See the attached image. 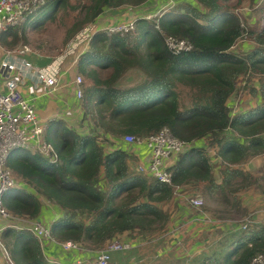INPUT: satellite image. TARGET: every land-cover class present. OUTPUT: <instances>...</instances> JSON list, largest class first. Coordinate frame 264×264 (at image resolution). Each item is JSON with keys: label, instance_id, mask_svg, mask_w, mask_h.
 Here are the masks:
<instances>
[{"label": "trees", "instance_id": "16d2710c", "mask_svg": "<svg viewBox=\"0 0 264 264\" xmlns=\"http://www.w3.org/2000/svg\"><path fill=\"white\" fill-rule=\"evenodd\" d=\"M146 1L89 0L83 5V16L68 29L67 36L72 37L93 22L106 8ZM255 3L256 0L184 1L177 8L162 11L157 20L139 17L134 35L108 29L94 32L90 48L81 55L79 70L95 81L85 90V111L103 130L100 139H106L107 133L121 139L126 133L146 135L169 126L178 137L196 143L170 165L171 183L133 170V152L124 142L107 150L95 131L80 133L57 120L49 127L47 138L55 144L62 161L14 149L8 165L32 189L12 190L5 196V206L14 214L39 217L43 195L65 211L51 223L53 235L87 242V246L102 245L126 231L161 236L177 214V185H204L205 191L223 204L221 213L245 214L248 208L239 193L261 187V181L254 172L232 165L264 151V6L255 26H249L241 12L245 4ZM68 4L69 0H48L46 7L54 15L59 7ZM30 20L32 17L20 28L2 32L1 42L15 44L21 33L26 34L28 27L36 25ZM163 32L190 40L193 48L172 52ZM247 37L255 44L239 52L232 50ZM132 68L142 69L147 78L130 87H117L119 79ZM105 69L109 70L106 75L101 71ZM245 75L258 79L250 92L258 93L262 103L233 115L229 99L237 93L239 78ZM181 86L190 89V103H181ZM53 130L54 134H50ZM197 141H201L200 145ZM210 148L216 149L219 163H214L218 158ZM174 200L178 202L171 208ZM225 216L227 213L219 215ZM155 232L158 233L152 234ZM220 232L204 231L201 250L192 257L170 258L171 252L162 253L167 259L159 264H249L257 253L264 252V223L219 235ZM1 236L14 264H58L47 258L39 238L26 228L7 226ZM159 238L153 242L165 247ZM127 251L117 254L125 256ZM154 252L159 255V249ZM137 254H129L132 261L128 264L143 258L140 252Z\"/></svg>", "mask_w": 264, "mask_h": 264}, {"label": "built area", "instance_id": "2783aa9c", "mask_svg": "<svg viewBox=\"0 0 264 264\" xmlns=\"http://www.w3.org/2000/svg\"><path fill=\"white\" fill-rule=\"evenodd\" d=\"M47 3L48 0H0V34L11 27L23 25L32 15L45 8ZM162 10L165 9H159L155 13H146L144 17L157 20V17L162 15ZM137 19L121 21L106 29L121 34L134 32ZM94 29L93 24L85 26L76 34L63 53L56 55L51 62L45 65H35L27 57L28 53L33 51L29 44L7 47L0 41V244L6 252L7 249L1 235L2 230L7 226L30 230L39 238L42 246L46 241H52L67 251H84L89 248L78 240L59 239L53 235L51 227L41 218L14 214L5 206L4 199L14 189H32L29 183L17 176L8 165V158L14 149L23 148L32 153H40L53 162L62 161L55 144L46 138V121L39 116L33 100L27 97L21 89L22 79L31 77L37 82L36 85L46 87L47 94L54 95L61 85L63 63L70 55L78 53L79 48L82 49L85 42L91 40L95 32ZM163 35L168 48L176 54L193 48V43L190 40L165 32ZM70 83L73 85L77 97L83 100L85 96L84 75L77 73ZM94 131L99 139L103 138V130L97 128ZM121 140L129 150L133 145H146L149 149L148 160L138 163L137 169L169 183L172 182V172L169 169L172 160L196 145L194 141L175 135L169 126H163L159 131L146 135L126 133L122 135ZM209 151L217 154L215 148H210ZM179 186H176L175 191ZM187 197L193 206L203 208L205 204L203 196L194 194ZM254 223L259 222L251 213L239 225L242 228H248ZM159 237L157 235L150 239L140 237L139 243L145 244ZM136 241L128 235L118 234L106 241L104 245L102 244V248H92L95 250L92 257H79L71 264H119L117 260L113 259V253L133 249L137 245ZM54 262L69 264L60 261ZM12 263L14 264L13 261ZM249 264H264V252L257 253Z\"/></svg>", "mask_w": 264, "mask_h": 264}, {"label": "crops", "instance_id": "0c3cea01", "mask_svg": "<svg viewBox=\"0 0 264 264\" xmlns=\"http://www.w3.org/2000/svg\"><path fill=\"white\" fill-rule=\"evenodd\" d=\"M184 1H188V0H148L140 5L124 4L119 7H110V8H106L104 12L101 13L93 22H90L88 24H93L95 27L93 31L96 32L98 30L106 29L110 25L121 21L144 17L146 13H155L159 9H165L162 11H166V9L177 8L179 7V5H182ZM46 8L44 9L43 12L39 10L35 15H32V19L34 20L31 21H35L36 25L40 21H43L46 14L45 12L46 11L49 12V7L47 6ZM51 15L52 14L49 12L47 14L48 16L47 18H50ZM249 41H251L252 44L255 42L253 40H248L247 41L248 44H251ZM247 42L243 44H247ZM90 46H91V40L89 42H85V44L82 45V49L79 48L78 53H75V55H70L67 58V60H65V62L63 63V67H62L63 72L60 79L61 85L54 95L47 94L45 92L46 87L36 85L37 82L33 78L27 77L22 79L21 89L23 93L27 97L33 100L39 116L47 123V130L45 134L46 138L48 136L47 134H49V127H51V124L57 120L65 121L69 127L74 128L80 133H90L89 131L90 130L92 131L94 129L93 125L90 126L91 128L87 126V121L84 119L85 116L84 102L83 100H80L77 97L76 92L74 91V87L70 83L71 79L77 73H81L78 64L81 55L86 50H88ZM251 46L252 45L244 46L245 47L244 49L250 48ZM55 56L56 55L50 54L48 52L41 50L39 51L35 49H33V51L29 52L27 55V57L35 65H45L51 62ZM132 69L127 70L125 74L119 79V81L116 84L117 87H130L132 85L140 83L145 78H147V75L143 73V71L141 70L138 71V69L136 68H135L136 71H134V68ZM101 71L102 74L106 75L109 70L105 69ZM254 80L255 79L251 77V82L253 81L254 83ZM94 84L95 81H93L90 78H87L85 75V90L87 86H93ZM254 85L255 83L252 84V86ZM238 96L239 94L236 93L229 99V105L232 107L233 115L243 109L254 107L262 103L261 96L258 93L253 94L249 92L242 97H238ZM50 134H54V130ZM115 136L116 135L107 133L106 139L105 138L100 139L101 142H104L103 144L107 150L117 148L120 146L122 140ZM110 141L111 142L113 141V143H111ZM200 143L201 141H197L198 145H200ZM130 151L133 152L132 155L134 156V158H132V160L130 161L131 164L133 163V161H137L138 163H144L148 160L149 149L147 148L146 145H133ZM215 156H217L218 159L214 158V163L217 164L220 162L221 158L218 156V154H215ZM174 161L175 159L172 160L171 164ZM232 166H241L244 167L245 169L254 172L255 174H257V172L260 173V171H258L259 168L264 166V151L259 155H255L248 158L243 163L233 164ZM215 169H216L215 175L219 178L221 176L219 168L216 166ZM182 187L184 191L188 190L186 189L188 187L183 185L179 186L178 190L181 191ZM202 188L205 191L204 185H202ZM246 192L248 193L247 195L239 193L244 198V205L248 208V211H250V213L251 212L255 213L254 216L258 219L259 223H264V196H262L261 194L264 191H262V189L259 187ZM187 196L188 195L185 194H181L178 197L175 195L174 198L180 199L179 201L180 206L178 204V208H174L178 211L177 212L178 214H175V216H173L166 231L160 234L161 236L159 239H163L165 246L160 251L163 254H167L171 252L170 256H168L170 258H172L173 256L178 259L179 258L184 259L186 257L189 258L192 257L194 253L199 252L203 244L201 235L203 234L204 231L212 232L219 229L221 231L219 235H221L224 233L225 234L229 233L237 228H240L239 225L240 223H236L237 219L226 216L219 217V215H213L210 210L206 209L205 205L203 206L204 209L197 208L190 203ZM214 198H216V196H214ZM40 199L42 200L43 203V210L40 216L37 218H41L48 225L51 224L56 218L64 214L65 212L64 208H62L59 204L47 199L44 196H40ZM177 202H178L177 200H174L172 204L175 205ZM219 203L221 206L218 209H220L219 212H221V208L223 207V204L221 202ZM189 231H190V235L192 231L196 233L193 237H190L188 233ZM132 233L133 232L126 231L124 233H121V235L124 234L132 237L133 236ZM136 240H137L136 241L137 245H140L139 239ZM145 244L140 246H143L142 248H147L153 246L155 243L153 241L148 242L147 247L144 246ZM137 245L134 247V249L137 247ZM43 247L47 258L52 262L60 261L62 263L71 264L75 261V259L79 257L90 258L95 254V250L92 248L91 249L87 248L84 251H73V250L67 251L64 250L62 246H60L59 244H56L52 241H46ZM179 249H182L181 250L182 252H180ZM152 254L153 253L150 252V255ZM115 256L116 257L114 259L117 260L118 263L120 264V262H122L120 259V255L116 254ZM135 256H138V254H135L134 257ZM163 259H167V258H163ZM126 260L128 261L126 263L122 262V264H128L131 261L130 258ZM0 264H13L12 261L9 259V254H7V252L2 247L1 244H0Z\"/></svg>", "mask_w": 264, "mask_h": 264}, {"label": "rangeland", "instance_id": "374dc122", "mask_svg": "<svg viewBox=\"0 0 264 264\" xmlns=\"http://www.w3.org/2000/svg\"><path fill=\"white\" fill-rule=\"evenodd\" d=\"M89 0H69V4L65 5V6H61L59 7L54 15L52 14L50 18H47V14L49 13L48 11H46L45 13V17L43 19V21H40L36 26H30L28 27V29L26 30V34L25 33H21L20 39L15 43V44H4L7 47H16L20 44H24L27 43L29 44L33 49L35 50H41V51H45L48 52L50 54L53 55H59L61 53H63L66 48L68 47L69 43H71L72 39L76 36V34H78L80 32V30L76 31L75 34L72 37L67 36V31L70 27L73 26L74 22L78 19L81 18V16H83V5L85 3H88ZM75 5H78L77 7H75ZM264 6V0H256L255 4H245L242 9L241 12L243 14V17H245L247 19V21H249V26H255L256 24V20L259 18L260 20V15L262 13V7ZM46 8V7H45ZM41 9V11L43 12L44 9ZM47 9V8H46ZM237 11H240V9H236ZM51 12V10H50ZM34 20V19H32ZM31 21V20H30ZM22 26V25H21ZM21 26H17L16 28H20ZM84 28V27H83ZM82 28V29H83ZM136 34V31L133 32L132 35ZM248 38V39H247ZM245 39H241L238 41V44H236L235 46L232 47V50L238 51L241 49H244V46L247 45H252V42L249 41L251 44H248V40H253L249 37H247ZM10 39V38H9ZM243 40H247V41H243ZM247 44H243L246 43ZM255 44V43H253ZM138 69V71H143L140 68H136ZM136 69L134 68V71H136ZM133 70V69H132ZM81 74H83L81 72ZM85 77V74H83ZM258 84L259 81L258 79L254 80L251 82V77L250 75H245L243 77L239 78V82L237 83V93L239 94L238 97H242L245 94L250 92L251 86L252 84ZM180 94H181V103H190L191 102V92L190 89L188 87L185 86H181L180 87ZM86 115L84 116V119L87 121V126H94L93 130H96L98 127L95 126L94 120H93V116H91L90 113L86 112ZM86 126V127H87ZM91 128V127H90ZM87 129V128H86ZM103 137V136H102ZM115 137H119V136H115ZM121 137V136H120ZM111 142V141H110ZM113 143V141L111 142ZM132 169L137 171V172H141V173H146L143 171H139L137 169L138 167V162L137 161H133L132 164H130ZM259 172H257V175L260 178L261 181V189L262 191H264V166L259 168ZM151 176V175H149ZM198 188V189H195ZM193 188L192 186H189L188 190H183V187L181 189V191H179L178 189H176V193L175 195L178 197L181 194H185L188 195L189 197H191L193 194L196 195H201L204 197L205 199V207L207 210H210L212 212L213 215H224L227 213L226 217H230V218H235L237 219V223H241L245 220V218L247 217L248 214H255L254 212L247 211L245 214H229V212H225L223 211L222 213L217 211V209L221 206L220 205V201L216 198H214L211 194L207 193L206 191L203 190L202 186H197ZM242 194L247 195V192H242ZM262 196H264V192L261 193ZM173 204H170V207L172 208ZM177 211V210H175ZM178 212V211H177ZM178 214V213H177ZM49 226H51V224H49ZM129 232H133L132 233V238H136V239H141L140 237L143 238H147L150 239V237H154L156 235H151L149 233H141L140 231H129ZM158 232L152 233V234H157ZM190 235V231L188 232ZM196 232L192 231L190 237H193L195 235ZM86 247L89 248H102L103 245H98V246H87L85 243L87 242H82ZM144 243H140V245H143ZM137 245V247L135 249H131L128 250L127 252H125V256L120 255V259L126 260L128 259V257L131 255H135L138 252H140V254L142 255V257L139 259V262H136V264H159V263H164L163 258H166L164 255H162V252L160 251L161 249H163V245H156L154 244L153 246H150L144 250H141L143 246ZM147 247V243L145 244ZM161 248V249H160ZM169 248V247H168ZM159 249V255H155L154 250H158ZM141 250V251H140ZM182 249H179L180 252ZM118 251L114 252V256L113 259L116 257L115 255L117 254ZM150 252H152L153 254L150 255ZM115 260V259H114ZM123 260V261H124ZM132 261V260H131ZM118 262V261H117Z\"/></svg>", "mask_w": 264, "mask_h": 264}]
</instances>
